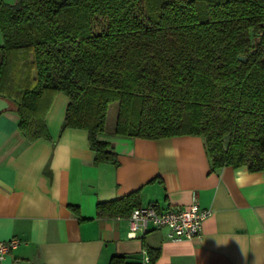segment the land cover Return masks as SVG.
<instances>
[{
	"label": "trees",
	"instance_id": "1",
	"mask_svg": "<svg viewBox=\"0 0 264 264\" xmlns=\"http://www.w3.org/2000/svg\"><path fill=\"white\" fill-rule=\"evenodd\" d=\"M0 30V96L28 141L52 139L62 92L61 131L86 129L95 162L118 164L99 137L117 102L116 134H197L213 168L264 169V0H0ZM140 205L135 190L97 215Z\"/></svg>",
	"mask_w": 264,
	"mask_h": 264
},
{
	"label": "crops",
	"instance_id": "2",
	"mask_svg": "<svg viewBox=\"0 0 264 264\" xmlns=\"http://www.w3.org/2000/svg\"><path fill=\"white\" fill-rule=\"evenodd\" d=\"M3 35L0 30V44ZM67 96L46 115L52 136L28 141L14 110L0 112V240L20 244L0 264H264V169L213 168L197 134L160 138L100 133L118 164L95 162L88 131H61ZM140 192L141 205H185L193 194L211 208L202 236L174 241L168 227L130 237V215L98 216L97 204Z\"/></svg>",
	"mask_w": 264,
	"mask_h": 264
},
{
	"label": "built area",
	"instance_id": "3",
	"mask_svg": "<svg viewBox=\"0 0 264 264\" xmlns=\"http://www.w3.org/2000/svg\"><path fill=\"white\" fill-rule=\"evenodd\" d=\"M211 213L212 209L201 206L195 194L192 201L185 205L136 206L129 216L131 226L128 235L135 237L139 231L165 226L170 230V237L174 241L199 238L202 236L203 222ZM19 244L20 240L17 237L0 240V260ZM142 264H151V256L147 251Z\"/></svg>",
	"mask_w": 264,
	"mask_h": 264
},
{
	"label": "rangeland",
	"instance_id": "4",
	"mask_svg": "<svg viewBox=\"0 0 264 264\" xmlns=\"http://www.w3.org/2000/svg\"><path fill=\"white\" fill-rule=\"evenodd\" d=\"M118 103L113 102L110 105L109 114H108V128L112 127L116 121Z\"/></svg>",
	"mask_w": 264,
	"mask_h": 264
},
{
	"label": "water",
	"instance_id": "5",
	"mask_svg": "<svg viewBox=\"0 0 264 264\" xmlns=\"http://www.w3.org/2000/svg\"><path fill=\"white\" fill-rule=\"evenodd\" d=\"M5 3H11V4H15L17 2V0H4ZM240 58L242 59L243 56L240 55ZM10 106V102L6 99L0 96V112L3 111L4 109L9 108Z\"/></svg>",
	"mask_w": 264,
	"mask_h": 264
}]
</instances>
